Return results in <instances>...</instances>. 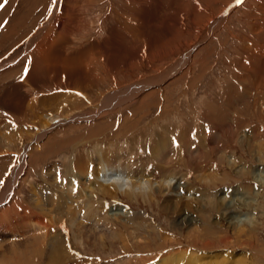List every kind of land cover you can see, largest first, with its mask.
<instances>
[{
    "label": "rangeland",
    "instance_id": "374dc122",
    "mask_svg": "<svg viewBox=\"0 0 264 264\" xmlns=\"http://www.w3.org/2000/svg\"><path fill=\"white\" fill-rule=\"evenodd\" d=\"M66 1L71 9L83 6L84 12L79 31L64 45L66 54L80 49L84 42L99 39L109 15L122 24L120 30L127 24V32L123 40L109 44L113 69L94 63L85 74H90L91 81L87 79L82 86L61 71L45 75L41 71L47 66L25 81V65L29 73L32 53L45 42L47 26L59 13L56 8L49 14L51 0H8L0 9V67L4 66L0 69V264H125L121 259L126 256L136 261L128 264H143L137 261L140 251L149 254L147 260L151 254L158 256L152 263L162 253L158 250L163 243L161 235L185 249L188 242L179 234L205 233L207 227L217 239L207 235L212 245L206 250L199 243L204 254L214 257L221 253L224 260H230L237 253L246 256L243 264H264V74L258 76L264 68L249 69V63H256L253 54L264 46V0H245L240 6L235 0H142L148 14H142L140 28L144 30L136 37L131 30L136 22V0ZM222 9L228 10L226 21L209 34L205 23L217 19ZM74 11L66 17L64 27L60 25L62 34L76 24L78 14ZM117 35L113 31L108 42ZM262 52L260 49L258 55ZM178 67L181 70L173 73ZM39 78L45 83L35 84ZM147 83L160 87L147 89L123 104L109 100L113 106H107L111 91ZM17 84L29 91L25 108L19 110L10 105L13 96L9 94ZM37 105L43 114H57L68 121L38 139L42 123L31 112L38 111L34 109ZM78 115L83 119L71 120ZM185 140L195 143L189 153L181 147L180 141ZM162 142L173 145L169 153L157 155ZM165 154L169 155L167 163ZM160 158L163 164H158ZM100 161L127 166L133 177L143 173L153 182L173 177V188L157 201L107 198V206L114 209L111 214L124 221L110 222L122 230L121 235L132 245L131 253L120 240L103 242L98 235L89 238L85 230L76 236L69 219L61 215L63 194L78 167L83 173L87 166L89 175L98 170ZM208 175H212V182L203 181ZM189 189H193L191 198L213 192L210 201L214 206L205 209L199 199L190 200L186 197ZM99 202L92 200L88 210L94 215L82 221L83 225L93 222ZM231 202L236 203L234 209ZM175 206L177 213L171 216ZM49 210H59L63 218L60 228L49 231L59 236L54 241L57 253L49 241L51 236L42 243L43 233L48 232L29 223L30 213L42 216ZM198 210L209 219L198 218ZM131 218L133 221H125ZM99 223H94L96 228Z\"/></svg>",
    "mask_w": 264,
    "mask_h": 264
},
{
    "label": "bare ground",
    "instance_id": "6f19581e",
    "mask_svg": "<svg viewBox=\"0 0 264 264\" xmlns=\"http://www.w3.org/2000/svg\"><path fill=\"white\" fill-rule=\"evenodd\" d=\"M141 1L142 0H136L135 3L137 5V9L133 8L135 14L137 13L135 26H133V28L131 29L133 31V34H134L133 37H136V35H138V34L140 35L141 30H144L142 27L140 28V26H141L140 23H141V21L142 22L144 21L143 15L148 14V12L145 11L146 8H143L145 3L144 4L140 3ZM66 2H68V1L60 0L59 5H58L57 9L55 10V12H58L59 15L53 16L52 19H51V22H49V24L47 26L48 34L46 36H44L46 38L45 42H43L39 46L37 45L38 47L36 49L34 48L35 50L32 53L33 54L32 65H31V68H30L31 71L28 73L27 78L25 79V81H27V80L30 81V79L34 75L40 74L41 72H44L45 75L48 76V74L50 75L52 72L55 73V72L61 71V73H63V72L65 73L66 77L69 80H71V81L75 80L77 85L82 86L87 79H89V81H91L90 74H88V75H85V74L87 73V71H89V68H91L94 65V63L101 62L102 67L104 66L103 68L113 69V67H114V64L112 63V58H113L112 55H113V53H112V50H110L109 44L112 43L111 46H113L115 41L117 42V40H123V38H124L123 37V33L126 34L128 25L125 24L124 27H122V29L120 30L119 27L122 24H120L118 21L113 19V17L111 15H109L105 19V22H103L104 23V26H103L104 29H103V27H101L102 28L101 29L102 33L99 31L101 33L100 35L98 34L99 35V37H98L99 39H94L93 38L94 40L92 39L91 42H84L83 45H81L80 49L75 50L71 54L68 55L64 51V45L69 44L68 42L71 39L70 36L73 35V33L79 31L80 24L83 21L82 16H83L84 12H83V6H80V7H77V8L75 6L76 9H71L70 5H68ZM131 2H134V1L132 0ZM87 3H89V2L87 1ZM82 4H86L85 1L82 2ZM77 5H79V4H77ZM133 7H136V6H133ZM71 10H73V11L75 10L74 14H78V17H76L77 22H75L76 24H74V22H71V23L74 24V26L72 27V26L68 25L69 27H66L64 29L66 32L62 34V27H64L63 24L65 22L66 17L70 18V15H73V14H70ZM227 11L222 9L220 11V13H219L220 15H219V17L217 19L214 18L215 20H212L210 18V19L207 20V22L205 23L204 26H205V28H207V32L209 34H211L214 30H216V28H219V27L222 26V24H224V22L226 21V19L228 17L227 16ZM56 23H57V25H56L57 27H55ZM60 25L62 26L61 28H60ZM113 31L115 32V34L118 33L117 39L115 38L116 40H114L113 42H108L109 37H112L111 35H112ZM119 32H121V35H119ZM139 37H141V36H139ZM261 43H264V42H261ZM118 46H119V43L115 44V50L117 49ZM120 49L121 48H119L118 50H120ZM260 49H262L263 52L260 53V56H259L258 52H259ZM259 50H257L258 52L256 54L255 53L253 54L252 57L255 56L254 59L256 60V63L255 62L249 63V69H254L255 67L260 68V69L264 68V61L262 59V57L264 58V46L262 45V47H260ZM95 56H97V57H95ZM187 57H188V55L186 56V60H184L185 61L184 63H186V61L188 60ZM114 60H115V58H114ZM116 63H117V61H116ZM3 67H0V69H2ZM44 67H46L45 70H43L41 72L38 71V69H44ZM180 70L181 69H179V67H178V69H174L173 73H177ZM254 73H258V72H254ZM262 74H264V71H260L258 76H262ZM47 76H46L45 79H47ZM62 77H63V75H62ZM39 80H36V82H34V83L35 84L36 83L39 84V82H40V84L41 83H43V84L45 83V82H42L41 78H39ZM34 83H32V84H34ZM49 83H50V81H49ZM76 83H75V85H76ZM155 86L160 87L159 84L151 85V84L147 83V84H142V85H139V86H133V87L130 86V88L129 87H125V88L120 89V90L111 91L109 96L106 97V100L108 99L107 100L108 102H106V104H107L108 107L109 106H113L111 104L112 102H114L115 104H123V103H125V102H127L129 100H132L133 98L137 97L138 95H141L144 91H147V89H148V91H149V89H153ZM14 87L15 88L13 89V92L9 93L10 97L13 96V99H12L13 104L11 103L10 105L12 106V108H14L16 110H19V108L20 109L25 108L26 104H24V103H25V100L28 99L29 91H27L22 84H19V85L17 84ZM160 89L163 90V92H165V90H164L165 88H160ZM163 99H164V97H163ZM109 100H111V101L113 100V101L110 102ZM140 103L142 104V102H140ZM29 104L30 103H28V105ZM39 104H40V101H39ZM11 106H10V108H11ZM103 106L105 107L106 105H103ZM30 107L33 108L34 106L33 107L30 106ZM40 107H41L40 105H37V108L35 107L34 109H37L38 111H35V110L31 111L32 115L37 117L38 119L40 118V123H42L41 124L42 125V131L40 133H37L38 139L39 138L41 139L42 137H45L48 133L53 131L55 128L65 125L66 121H68V118L61 117L60 115H57V114H52V115L51 114H43L42 109ZM43 107H45V106H43ZM39 113H40V115H39ZM214 113H215V111H214ZM217 116H219V115H217ZM80 118L83 119V116H80V115L74 116V118H71V120L80 119ZM86 118H88V117H86ZM187 140H185L184 142L183 141H180V142L182 143L181 147L184 150L187 151L186 153H189V151L191 150V146L193 144L195 145V143L188 142ZM164 142H165V140H164ZM172 145L173 144H171V143H167V142L163 143L162 142V144L158 146V148H157L158 151H157L156 154L159 155V154L165 153V152L169 153L170 152V148L172 147ZM163 156L166 157L164 159V163H167L168 162L167 161V157H169V155L165 154ZM220 158H222L221 155H220ZM160 159L161 160L159 162L157 161L158 164H163L162 158H160ZM233 164H234V162H233ZM78 168L79 169L76 170V173L73 175L74 178L71 177V178H73V180L69 182L68 189H66L65 192H64L65 194H63L64 206H63V210H62L63 212H62L61 215L62 216L64 215V216H66L67 219H69L70 227H73V229H76V231H77V235L76 236H81L82 232H80V231L81 230H85V232H86V234L88 235L89 238H91V237L93 238V237L98 235V237L100 238V241H103L104 239H110V240H114V241L115 240L116 241L120 240V242L122 243L123 247H125V250L130 252V249H131L132 245H130L128 243L127 238H125V237H123L121 235L122 230L119 229V227L115 223L110 222L111 220L115 221L116 223H121V222H124V221H122V219L117 217L116 215L111 214V211L114 210V209L113 208L111 209V208H109L107 206V202H106L107 198H111V199L117 201L118 199H120L122 197V198H127L130 201H132V200L133 201H138L137 198L140 197L146 203L147 202H151V201H157V198H158L159 195H162V193L164 191H169L171 188H173V187H171L172 183H173L172 182V178L173 177H171V175H168V176H166L164 178H160L156 182H153V180L151 181L146 176H144L143 173H140L139 177H133L127 166H120V165L111 166V165H109L108 163H106L104 161H100V166H99L98 170L92 172V174L89 173V175H88V170H87L88 167L87 166L85 167V169L83 168V171H84L83 173L80 172L81 171V167H78ZM18 172H20V171H17V173ZM69 175H71V174H69ZM69 179H70V177H68V180ZM68 180H66V181H68ZM213 180L214 179L212 178V175H208V176L203 178V181H205V182H212ZM184 181H186V180H184ZM11 186H13V184H11ZM14 186H15V182H14ZM9 189L10 190H8V193L10 194L11 190H12V187H10ZM59 191H60V189H59ZM192 193H193V189H189V191H187L186 197H188V198H190V200H194V201L196 199H199L201 205H202V202L205 203V206H204L205 209L214 206V205L211 206L212 201H210V199H212L213 196H214L213 192H210V193L209 192H204V193L201 192V195L198 194L199 195L198 198H191L192 197ZM33 196H34L35 202L38 203L39 201H38L37 195L35 193H33ZM177 196H178V193H177ZM177 198L178 197H176V199ZM47 199H49V198L47 197ZM93 199L100 200V202L98 204L99 206H97V210L94 208L95 212H97V213H95V219L97 218L96 221L100 222L99 224H101V226L99 228H96L97 225L96 226L94 225V223L96 222L95 219L92 220L94 217L91 219L93 222H91V223L86 222V223H89V225L86 224V226H85V225H83V222H82V221H87L88 218H91L92 215H94V214H91V212L88 210L91 207V205H93L92 204V200ZM52 203H57V201L56 202H52ZM58 204H59V201H58ZM229 204L231 205V207L233 209L235 208L236 203L232 204V202H231ZM230 205H228V206L230 207ZM167 206H168L167 204H166V207L163 206V207H165L164 209H166ZM228 206H227V208H228ZM82 207H84V208H82ZM92 208H93V206H92ZM221 208H220V210H221ZM64 209H66V210H64ZM58 211L59 210H57V211H55V210L50 211L49 210L47 214L44 213L42 216H40L38 214H35V213H30L32 218L31 217L29 218V223H32L35 228H37V229L39 228L41 230L44 229L45 232L46 231L48 232V233H45V234L43 233V236L41 237L42 243L45 244L48 241V240L46 241V239L50 238V236H51L49 241H51L50 243L53 244V248H54V252L55 253H57V251L55 250L56 245L54 244V241H57L59 239V236H58V234L50 235L52 232L50 233L49 231H51V230L53 231V229H55V228L58 229V227L60 228L62 226V225L60 226L59 223H63V218L59 214ZM116 211L119 214L123 215V212H122L121 209L117 208ZM176 211H177V207L175 206L173 214L171 216L176 214L177 213ZM1 213H4V212H1ZM198 213L200 214L198 216V218H203L205 220L209 219L208 216L205 214V212H203L202 210L201 211L198 210L197 214ZM110 215H113V216H111L113 218L109 217ZM18 217L19 218H23L21 215L18 216ZM82 217H84L83 220H82ZM20 220H22V219H20ZM125 221L131 222V221H133V218L125 220ZM16 225H17V222H16ZM23 226H24V224H23ZM122 226H120V227H122ZM6 227L8 228V226H6ZM123 227H125V226H123ZM212 227H213V225H212ZM24 228H25V226L23 227V229ZM207 228H206V230H204L205 233L202 232L201 230L197 234H193L194 232H192V231L186 232L185 234L184 233H180L179 235H181L184 238V240L186 242H188V245H186L187 248H185V249L181 248L182 246H179V245H181L179 242H178L177 245H175L174 244V242H176L175 240L172 241L171 240L172 238L170 239V238H168V236H166V235L162 236L160 234L161 238L163 237V243H162L161 247H158V250L162 251V253L159 255L158 260L156 262L149 263L150 261H152L154 258H157L158 256H156V255L152 256V254H151L150 255L151 258H149V260H147V256L149 254L146 256V255H144V253H142V251H140V252L137 251L138 252V254H136V256L138 257L137 261H140L143 264H239V263L243 264V263H245V260H246L245 257L246 256L244 255V257L242 258V256L241 255H237V253L235 255H232L230 260H226V258L224 260V257H223L224 254H221V253H218V254L215 253L214 257H213V255L211 256L210 254L209 255L208 254H204V250L203 249H205L207 247H210L212 245L210 243L212 241V239L210 241H208L209 238L206 239V236L207 235H212V237L210 236L211 238H216V236H213V235H215L213 230L210 233L208 232L212 228L211 229H207ZM209 228H210V226H209ZM15 229H16V226H15ZM139 230H141V229H139ZM181 231L182 230H180V232ZM16 232H17V230H16ZM126 236H128V235H126ZM213 240H215V239H213ZM144 241H146V240H144ZM199 245L201 247H203V249L198 248ZM136 247H138V246H136ZM72 248H74V245H72ZM144 250H146V248H144ZM152 251L157 252V250H152ZM233 253H235V252H233ZM239 257L242 258V259H239ZM125 259H127V260H125ZM125 259H123V258L121 259L122 261H124L122 263H125V264L127 263L128 264V263H131V262L135 261V260H133V258L131 256L130 257L126 256ZM217 260H219V261H217Z\"/></svg>",
    "mask_w": 264,
    "mask_h": 264
},
{
    "label": "snow or ice",
    "instance_id": "6c2138e0",
    "mask_svg": "<svg viewBox=\"0 0 264 264\" xmlns=\"http://www.w3.org/2000/svg\"><path fill=\"white\" fill-rule=\"evenodd\" d=\"M244 2H245V0H235L236 6L242 5ZM7 3H8V0H4L3 3H0V9H2L5 6V4H7ZM58 5H59V0H51L49 14H53L54 9H56L58 7ZM0 27H3V25H0ZM27 75H28V67H27V65H25L24 76H27ZM24 76L21 77L22 80H23ZM2 183L3 182L0 181V184H2Z\"/></svg>",
    "mask_w": 264,
    "mask_h": 264
}]
</instances>
